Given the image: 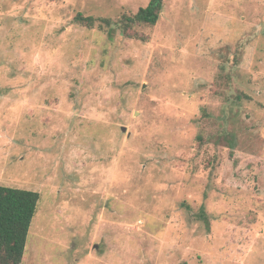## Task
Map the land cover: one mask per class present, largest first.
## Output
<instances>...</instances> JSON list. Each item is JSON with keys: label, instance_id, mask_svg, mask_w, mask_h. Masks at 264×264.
Listing matches in <instances>:
<instances>
[{"label": "rangeland", "instance_id": "obj_1", "mask_svg": "<svg viewBox=\"0 0 264 264\" xmlns=\"http://www.w3.org/2000/svg\"><path fill=\"white\" fill-rule=\"evenodd\" d=\"M150 2L0 0V185L41 194L22 264H264V0L123 35Z\"/></svg>", "mask_w": 264, "mask_h": 264}, {"label": "trees", "instance_id": "obj_2", "mask_svg": "<svg viewBox=\"0 0 264 264\" xmlns=\"http://www.w3.org/2000/svg\"><path fill=\"white\" fill-rule=\"evenodd\" d=\"M164 1L151 0L147 7L141 8L135 15H123L117 22L118 29L123 35L132 37L131 31L137 25H156L164 9ZM75 22L89 29L96 25L102 30L114 29L113 21L107 18L78 14ZM40 201L39 192L0 185V264H22ZM199 218L209 227V217L204 208Z\"/></svg>", "mask_w": 264, "mask_h": 264}, {"label": "water", "instance_id": "obj_3", "mask_svg": "<svg viewBox=\"0 0 264 264\" xmlns=\"http://www.w3.org/2000/svg\"><path fill=\"white\" fill-rule=\"evenodd\" d=\"M122 131L125 132L126 131V127H122Z\"/></svg>", "mask_w": 264, "mask_h": 264}]
</instances>
